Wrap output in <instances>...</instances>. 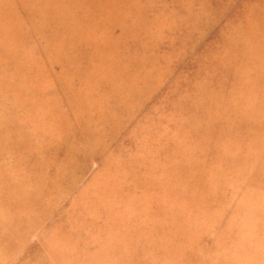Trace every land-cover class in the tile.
Wrapping results in <instances>:
<instances>
[{
  "label": "rangeland",
  "instance_id": "rangeland-1",
  "mask_svg": "<svg viewBox=\"0 0 264 264\" xmlns=\"http://www.w3.org/2000/svg\"><path fill=\"white\" fill-rule=\"evenodd\" d=\"M0 264H264V0H0Z\"/></svg>",
  "mask_w": 264,
  "mask_h": 264
}]
</instances>
